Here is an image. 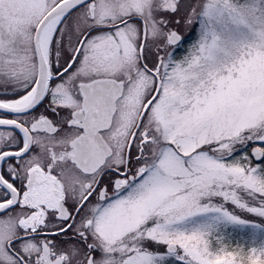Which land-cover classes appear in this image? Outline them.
<instances>
[{
	"label": "snow or ice",
	"instance_id": "6c2138e0",
	"mask_svg": "<svg viewBox=\"0 0 264 264\" xmlns=\"http://www.w3.org/2000/svg\"><path fill=\"white\" fill-rule=\"evenodd\" d=\"M0 264H264V0H0Z\"/></svg>",
	"mask_w": 264,
	"mask_h": 264
}]
</instances>
